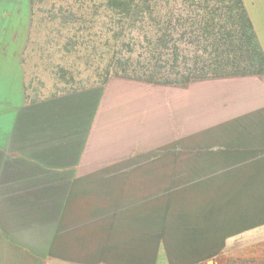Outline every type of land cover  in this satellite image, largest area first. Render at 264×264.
I'll use <instances>...</instances> for the list:
<instances>
[{
  "label": "crops",
  "instance_id": "1",
  "mask_svg": "<svg viewBox=\"0 0 264 264\" xmlns=\"http://www.w3.org/2000/svg\"><path fill=\"white\" fill-rule=\"evenodd\" d=\"M243 3L264 54V0ZM15 90L0 74V92ZM22 101L0 103V264H220L232 242L264 237L257 82L198 105V172H125L117 133L88 146L85 108ZM53 159L114 172L48 175Z\"/></svg>",
  "mask_w": 264,
  "mask_h": 264
},
{
  "label": "rangeland",
  "instance_id": "2",
  "mask_svg": "<svg viewBox=\"0 0 264 264\" xmlns=\"http://www.w3.org/2000/svg\"><path fill=\"white\" fill-rule=\"evenodd\" d=\"M32 1L30 14V0H0V74H9L16 88L14 94L0 92V103L12 97L30 104L48 105L55 100L56 104L85 108L88 113L81 115L79 122L88 123V146L100 134L101 139L117 133L125 140V164L121 160L125 172H198L200 136L192 124L198 121V105L230 93L243 82L264 87V75L258 74L203 79L182 88L172 86L150 73L158 57V49L150 41L151 30L145 38L134 28L123 30L118 37L124 42L116 44L111 40L113 30L108 31L106 25L109 18L103 14L91 17L84 11L83 17L92 20L91 24L83 28L77 23L61 26L58 17H51L59 15L60 6H66L64 0ZM174 2L171 0V5ZM189 10L181 19L191 30L179 27V16L177 31L170 37V48L178 49L179 69L184 63L192 66L197 56L207 64L212 60L208 52L195 50V26L189 23L200 13L194 7ZM74 35L78 43L64 49L65 38ZM116 51L124 59L129 57L125 67L113 61ZM171 53L165 52L164 58H170ZM46 119L49 121L48 116ZM50 163L58 168L52 167L48 175L114 172L103 161L53 159ZM224 252L220 264H264V237L247 236L232 242Z\"/></svg>",
  "mask_w": 264,
  "mask_h": 264
},
{
  "label": "trees",
  "instance_id": "3",
  "mask_svg": "<svg viewBox=\"0 0 264 264\" xmlns=\"http://www.w3.org/2000/svg\"><path fill=\"white\" fill-rule=\"evenodd\" d=\"M66 6L59 7V25L67 23L83 28L91 24L92 20L83 17L87 11L91 17H108L106 24L113 30L111 40L122 44L124 40L121 32L133 29L145 35L150 32V39L158 57L154 58L151 66V75L159 76L175 87H185L190 82L203 79H218L228 77H246L252 74L264 75V54L258 38L247 14L243 0H64ZM197 8V19L191 20L190 26L195 29L193 43L195 50L208 52L211 61L207 64L196 57L192 66L186 63L179 69L176 46L170 48V37L179 27L187 28L181 16H186L190 8ZM178 9V10H176ZM33 10V1L30 0V14ZM80 12V15H77ZM97 25V24H96ZM190 28V27H189ZM188 29V28H187ZM118 30H121L118 33ZM191 30V29H188ZM107 41V39H106ZM78 43L76 36L66 37L63 48L75 46ZM83 44V42H82ZM173 52L170 58H164V53ZM172 56V57H171ZM129 58V57H128ZM127 59L120 55V51L113 54V61L125 67ZM148 69V68H147ZM171 77L170 79H166Z\"/></svg>",
  "mask_w": 264,
  "mask_h": 264
}]
</instances>
